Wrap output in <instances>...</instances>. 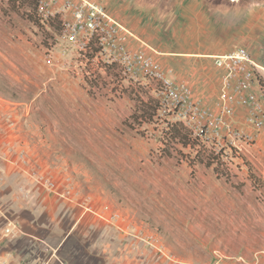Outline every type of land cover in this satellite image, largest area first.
<instances>
[{"label":"rangeland","instance_id":"rangeland-1","mask_svg":"<svg viewBox=\"0 0 264 264\" xmlns=\"http://www.w3.org/2000/svg\"><path fill=\"white\" fill-rule=\"evenodd\" d=\"M11 9L0 0V187L13 157L31 159L12 136L34 139L72 181L68 195L77 184L142 212L174 264H264V105L255 118L246 106L222 118L223 82H172L178 96L164 98V82H123L121 62L80 56Z\"/></svg>","mask_w":264,"mask_h":264},{"label":"crops","instance_id":"crops-1","mask_svg":"<svg viewBox=\"0 0 264 264\" xmlns=\"http://www.w3.org/2000/svg\"><path fill=\"white\" fill-rule=\"evenodd\" d=\"M5 1L13 12L23 14L21 20L26 25H31L25 15L30 14V9ZM67 1L40 0L43 19H67ZM91 1L105 7L133 34H122L119 45L133 54L144 53L154 63L155 75L133 70L122 78L123 82H222L224 72L216 67L215 57L229 54L237 46L247 48L256 62L263 64L262 2L250 1L240 7L228 0ZM108 71L111 77L113 73L122 74L117 66ZM11 140L15 148H25L31 159L28 164H21L13 157L6 166L5 181L11 186L5 182L0 187L4 204L0 208L4 218L0 223V264L176 262L167 246H154L142 212L119 206L110 199L106 202L100 194L85 195L77 184V189L68 195L65 191L72 181L66 178L65 171L53 167L48 151L34 139L14 134ZM45 176L57 183L56 191L41 184L39 179ZM9 228H16L11 237L5 235Z\"/></svg>","mask_w":264,"mask_h":264},{"label":"built area","instance_id":"built-area-1","mask_svg":"<svg viewBox=\"0 0 264 264\" xmlns=\"http://www.w3.org/2000/svg\"><path fill=\"white\" fill-rule=\"evenodd\" d=\"M42 6L43 1H41V10ZM65 10L69 13V17L63 20V34L75 44L80 56L95 61L107 58L112 65L119 60L124 65L125 75L133 70H140L146 75L156 74L152 58L142 52L133 54L125 46L119 45L122 34L128 36L133 34L105 7L91 0H69L65 4ZM50 17L46 16L44 19L48 20ZM215 65L224 72L221 117L234 119L235 106H246L251 109L255 118L264 105V90L263 86L259 85L260 82H264L263 65L256 62L250 51L242 46H237L229 54L216 56ZM161 82H164L162 97L174 99L178 96L176 87L171 81L164 79ZM256 86H260L257 92ZM235 147L240 149L239 145ZM53 186L50 183V187ZM11 233V229L6 230L7 235Z\"/></svg>","mask_w":264,"mask_h":264},{"label":"trees","instance_id":"trees-1","mask_svg":"<svg viewBox=\"0 0 264 264\" xmlns=\"http://www.w3.org/2000/svg\"><path fill=\"white\" fill-rule=\"evenodd\" d=\"M12 5H17L20 9H30V14H27L28 19L37 27L44 30L46 27H49L52 31H56L57 34L62 35L63 31L57 30V24L60 23L59 20L50 17L48 20H44L42 15L40 14V0H11ZM263 86V85H262ZM152 101V100H151ZM147 106L150 107V103L146 102ZM160 110V106L154 110L153 116H157L158 111ZM149 115V114H148ZM183 138H186L181 134Z\"/></svg>","mask_w":264,"mask_h":264},{"label":"flooded vegetation","instance_id":"flooded-vegetation-1","mask_svg":"<svg viewBox=\"0 0 264 264\" xmlns=\"http://www.w3.org/2000/svg\"><path fill=\"white\" fill-rule=\"evenodd\" d=\"M220 1H222V0H220ZM250 1H259V2L264 3V0H228V2H230L232 4H238L240 7L247 6V4Z\"/></svg>","mask_w":264,"mask_h":264}]
</instances>
